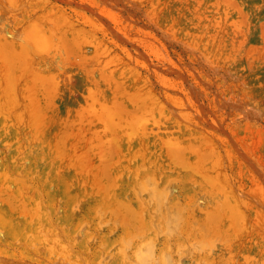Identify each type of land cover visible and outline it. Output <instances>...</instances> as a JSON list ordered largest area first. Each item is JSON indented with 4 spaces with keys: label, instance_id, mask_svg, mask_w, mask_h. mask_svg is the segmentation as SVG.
I'll use <instances>...</instances> for the list:
<instances>
[{
    "label": "rangeland",
    "instance_id": "1",
    "mask_svg": "<svg viewBox=\"0 0 264 264\" xmlns=\"http://www.w3.org/2000/svg\"><path fill=\"white\" fill-rule=\"evenodd\" d=\"M131 263L264 264V0H0V264Z\"/></svg>",
    "mask_w": 264,
    "mask_h": 264
},
{
    "label": "bare ground",
    "instance_id": "2",
    "mask_svg": "<svg viewBox=\"0 0 264 264\" xmlns=\"http://www.w3.org/2000/svg\"><path fill=\"white\" fill-rule=\"evenodd\" d=\"M155 189V188H154ZM141 249V248H140ZM139 249V250H140ZM149 250V248L145 247L144 249H142V251H137L136 252V259L135 261H148L149 258H150V255L149 253H147ZM125 258V257H124ZM132 264V263H131ZM133 264H136V263H133Z\"/></svg>",
    "mask_w": 264,
    "mask_h": 264
}]
</instances>
